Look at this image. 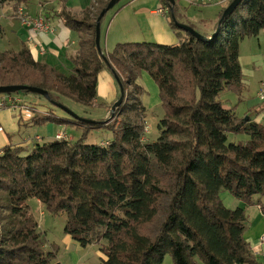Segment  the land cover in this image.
Instances as JSON below:
<instances>
[{"label": "trees", "instance_id": "obj_1", "mask_svg": "<svg viewBox=\"0 0 264 264\" xmlns=\"http://www.w3.org/2000/svg\"><path fill=\"white\" fill-rule=\"evenodd\" d=\"M9 1L17 8L32 0ZM37 1L43 5L54 0ZM58 1L62 5L48 13L78 36L72 71L35 60L23 45L0 51V85H30L48 92L50 100L39 104L41 116L29 119L33 123L105 127L112 137L100 144L85 143V136L73 142L54 138L36 142L27 153L18 144L2 148L0 264H50L54 256L44 250L29 198L51 213L63 211L64 232L80 247L98 244L104 256L97 264H163L166 254L174 264H260L244 238V207L225 206L221 193L246 204L256 202L255 196L257 203L264 199V124L249 116L238 118L219 94L244 88L239 44L264 28V0H242L212 39L217 22L211 33L188 24L206 38L202 40L170 18L178 43L119 42L109 52L102 50L110 66L95 46L96 18L109 0H93L80 13L67 8L66 0ZM173 12L180 21L177 4ZM106 68L119 77L125 91L110 122L55 114L50 101L99 103L97 77ZM142 71L158 86L164 109L159 136L152 143L142 141ZM21 92L38 97L25 91L9 95ZM230 133L249 139L229 142Z\"/></svg>", "mask_w": 264, "mask_h": 264}, {"label": "crops", "instance_id": "obj_2", "mask_svg": "<svg viewBox=\"0 0 264 264\" xmlns=\"http://www.w3.org/2000/svg\"><path fill=\"white\" fill-rule=\"evenodd\" d=\"M137 1L138 0H133V3ZM92 2L93 0H66L65 5L73 12L80 13L86 8L90 7ZM181 2L182 4H180ZM227 2L228 0H215L210 5L201 6L204 7V9L207 7L206 10L209 11V14L206 15V18H204L203 20L200 19V21L197 22L195 20L194 21L189 20L184 11L185 8H190V7L195 8V6L187 5V2L184 0H176L178 15H179L178 19L180 20L179 22L190 24L201 32L211 33L213 31V27L215 23L218 21L217 18L220 9L224 7L227 4ZM160 3L161 5L155 7L154 9H148L147 7L138 5L137 9L133 13L131 12L133 17L131 16V14H129L128 19L126 17H123L121 20L115 21L114 19L116 17L115 15L113 19L109 21L104 31L102 30L103 26L100 25V45L101 43L103 44L105 43L108 46L109 44L110 46L113 45L115 46L117 43H119L118 40H120V38H123V36H132L131 38H138L141 35L142 38L145 36V38L148 40L152 38L153 40L159 41L164 44L178 43L179 36L177 35V32L170 25L171 17L169 12L163 14L157 12V9L159 7L166 6L163 4L161 0ZM61 5H62L61 1L58 0L46 2L43 5L40 4L37 0H32L27 4L19 5L22 6L24 8V12L31 17L40 14L43 15L49 28L47 31H38V30L31 31L27 26L23 25L21 22H17L20 21L16 14V10L19 6L15 8L13 6V2L9 0L4 2L3 4H0V26L2 33V34L0 33L2 35V36L0 35V40L2 41L1 45L4 46L3 50L5 49L19 50L23 47V45H25L29 48L32 57L35 60H40L44 63H47L50 66L55 67L57 70L62 68L63 64H68L69 66L70 65L72 66L73 59L75 58L76 52L78 50V36L75 32H73L67 26H65L60 19H58L57 17H53L49 14L53 10L58 9ZM2 19L7 20L6 24H8L9 27L11 28L17 27L16 30L18 32L15 31L14 34L11 33L7 35L6 36L7 39L4 38L3 34H5L6 32L4 25H2L1 23ZM130 31L134 33H130ZM258 35L253 37H245L243 40L240 41L239 44L240 65L242 62L241 59L244 58L245 56L243 50L246 41H248L252 50L254 49L253 41L255 40L249 41L248 39L257 37L255 39H257V41L260 42ZM32 40H34V43H32ZM41 47H43L44 49L43 53H41L40 50ZM109 51L111 50L105 52H109ZM253 56H256V54H253ZM261 65L263 66L264 69V54H263V60H261ZM99 80H102L103 86L105 88L104 90L106 91L103 95L104 98L106 99V105H111L118 96V90L115 85L116 81L114 82L115 78L110 70L103 69L102 71L99 72L97 77V88H98ZM263 81L264 80L262 79L255 81L256 83H258L257 89L255 91L257 98H258L257 93L260 89V84ZM250 82L251 80L242 78L244 89H246L247 86H250ZM97 88H96V92H97ZM2 97L3 95L0 94V99ZM11 97L18 98L19 102L23 104H27L26 101L29 103L27 104L29 110H19L20 117L18 123L21 124L22 122H25V120L27 119L29 120L32 116L41 114L42 111H40L41 108L39 106L41 102L35 96L12 95ZM261 102L264 103V101ZM31 103L35 104L36 106L31 105ZM250 109L252 110H249L248 113L251 114L254 112L255 114L250 116L247 115V116H249L252 121H256L264 124V107H260V108L258 107L257 109H255L254 107H250ZM22 116L24 117L23 121L21 120ZM0 121L3 122L0 124H4V114L1 111H0ZM8 141H9V135L4 131V129H1L0 148H3L5 145H7ZM222 194H223L222 201L225 206L229 208H235L237 206L244 207L245 214L247 216V225L244 230V238L248 243V245L250 246L253 255L256 256L257 261L260 264H264V259L261 256V252L264 250V245L259 244V237L264 232V214L261 210V205H260V202L262 203V205H264V199H261L259 203H257L258 197L255 196L253 199L256 202H253L252 204H246L245 202L232 197L227 192H222ZM30 201H35L36 206L38 208L41 209L44 208V205L38 199L29 198L27 202ZM29 208H30V212L34 217L35 215L33 214L30 205ZM34 219L36 220L38 227H40L41 229L43 227L42 222L38 221L36 217H34ZM67 241H68L67 243H69L68 245L69 249L67 250V252L71 253L72 255V258L69 261L70 263L68 264H95L96 262H98V260L101 257L104 256L102 252L97 248L99 247L98 244H90L86 247H80L78 243L74 241L70 235ZM93 246L95 247L94 257L95 256L97 257L93 258L92 260H89L88 251L94 249L91 248ZM82 249L83 251L85 250L86 252H82Z\"/></svg>", "mask_w": 264, "mask_h": 264}, {"label": "rangeland", "instance_id": "obj_3", "mask_svg": "<svg viewBox=\"0 0 264 264\" xmlns=\"http://www.w3.org/2000/svg\"><path fill=\"white\" fill-rule=\"evenodd\" d=\"M180 4H182V2ZM138 5L147 7L148 9H154L155 7L161 5V3L160 0H138L135 3H133V0H119L104 15L101 22V25L103 26L102 30L103 31L105 30V27L108 25L109 21H111L115 15H116V17L114 18L115 21H119L123 17H126L128 19L129 14H131V16L133 17L132 13L137 9ZM198 7L196 6L195 8L190 7L184 9L186 16L188 17L189 20L192 21L195 20L198 22L200 21V19L203 20L204 18H206V15L209 14V11L206 10L207 7L205 9L204 7L201 8ZM6 21H7L6 19H2L1 23L5 27L6 33L3 34L4 38L7 39L6 37L7 35L11 33L14 34L15 31L16 32L18 31L16 30L17 27L15 28L9 27L8 24H6ZM130 33H134V32L130 31ZM222 36L225 37V33ZM131 37L132 36H123V38H120V40L118 41L119 42L150 41V42L161 43L159 41L153 40L152 38L148 40L145 38V36L142 38V35L139 36L138 38H131ZM255 38L248 39L249 41L255 40L253 41L254 49L252 50L250 44L248 43V41H246L243 50L245 56L244 58L241 59L242 61L241 66L243 71L242 75L244 74L242 78L251 80L250 86H247L246 89L243 88L240 92L233 91L230 89H225L219 94V99L222 102V104L226 108H232L235 115L238 118H245L247 115L250 116L255 114L254 112L251 114L248 113L249 110H252L250 109V107H254L255 109H257L258 107L259 108L264 107V103L261 102L256 97L255 94V91L258 86V83H256L255 81L260 79L264 80V69L263 66L261 65V60H263V54H264V28L260 31L258 35L260 42L257 41V39ZM32 43H34V40H32ZM1 44L2 41L0 40V51L4 49L3 48L4 46H2ZM101 47L103 52H105L108 50H112L114 45L110 46L109 44L108 46L105 43L104 44L101 43ZM43 52L41 51V53ZM253 54H256V56H253ZM62 66L63 67L59 69L61 72L69 73L72 71L71 65L69 66L68 64H63ZM105 70H109V69L106 68ZM138 83L142 87L141 100H143L142 102L146 107V114L144 116L145 129L142 136V141L146 143H152L156 141L159 136L158 122L163 116L164 109L161 104L158 86L156 85L153 78L146 71H142L140 73L138 78ZM115 85L118 90L117 83H115ZM104 89L105 88L103 86L102 80H99V84L97 88V98L99 100V103H96L95 105L85 106L81 103H78L76 101L67 98L62 99L63 102L62 104L70 108L80 117L91 120H97L99 123L102 124L110 122L112 119L110 117V110L107 109V106L109 105H106V99L103 96L104 93L106 92ZM128 90H131V88L129 87ZM18 94L20 96L26 95L25 93L22 92ZM29 95L34 96L33 94H29ZM37 96L38 97L36 98H38L41 103L46 102L44 96L43 97L39 95ZM118 96H119V90H118ZM51 108L53 109V111L57 116L68 117L69 115L57 106L56 107L51 106ZM0 111L3 112L4 114V124H0V131L1 129H4V131L9 135L8 144L21 145L24 149L23 151L24 153L30 151L36 142H43L54 139L55 134L58 131L63 132L65 135H67L70 139L69 140L70 142L76 141L80 139L82 136H85L84 142L87 144H100L105 141H109L112 137V132L105 127L85 129L84 127L69 122L63 123V122H56L53 120H45L40 123H33L28 119L20 124L18 123L20 117L19 116L20 113L18 110H12V108H3ZM39 116H41V114H39ZM21 120L22 121L24 120L23 116ZM0 123L3 122L0 121ZM248 139H249L248 135L244 133L228 134L229 142L246 143ZM221 196H223L222 193ZM28 204L30 205L31 210L35 215L34 217H36V219L42 222L43 224V227L41 229L40 227H38L37 224V230L42 234L44 250L50 251L54 254V256L50 260V264L54 262H59L60 264L70 263L69 261L71 260L72 255L71 253L67 252V250L69 249L68 246L69 243H67L69 234L64 232L66 214L63 211L57 213H51L45 207L43 209L38 208L36 206L35 201H30L28 202ZM91 248L94 249L92 250L86 249L89 250L88 251L89 260H92L93 258L97 257V256L94 257L95 247L93 246ZM97 248L99 249V247ZM82 252H86V251L85 250L83 251L82 249ZM97 263L98 262H96L95 264ZM163 264H174L169 254L165 255Z\"/></svg>", "mask_w": 264, "mask_h": 264}, {"label": "water", "instance_id": "obj_4", "mask_svg": "<svg viewBox=\"0 0 264 264\" xmlns=\"http://www.w3.org/2000/svg\"><path fill=\"white\" fill-rule=\"evenodd\" d=\"M118 1L119 0H109L107 2V4L99 12V14L96 18V22H95V46H96V49L99 52V54L102 56L104 62H106L108 66H110V64L107 62V59L104 56L102 49H101V45H100V25H101V19L103 18V16ZM241 1L242 0H231V2L224 8L219 20L217 21V26H216L215 30L212 32L211 36L208 39H212L216 35L219 34V32L221 30V23H222L223 19L227 15L231 14ZM166 2L168 3L167 6L169 8L170 17L179 28L189 32L191 35H193L194 37H196L198 39H202V40L206 39L203 35H201L199 32H197L190 25L179 22L176 20L174 12H173V7L176 4V0H166ZM113 76H114L115 81L118 85L119 96L115 100V102H113V104L110 107V117L113 116L115 109L118 108L122 104V102L125 98V91H124L123 84H122L121 80L119 79V77L116 74H114ZM18 91H25L27 93L38 94V95L44 96V98H46L47 100H50L48 92L46 90L39 88V87H36V86L21 85V84L0 85V94H9V93H14V92H18ZM50 102L52 104H54L55 106L61 108L63 111H65L67 114H69L70 116H72L73 118H75L77 120L85 121V122H96L95 120L80 117L78 114L73 112L70 108H68L67 106H65L62 103L54 102V101H50Z\"/></svg>", "mask_w": 264, "mask_h": 264}, {"label": "built area", "instance_id": "obj_5", "mask_svg": "<svg viewBox=\"0 0 264 264\" xmlns=\"http://www.w3.org/2000/svg\"><path fill=\"white\" fill-rule=\"evenodd\" d=\"M187 2V5L189 6H204V5H210L215 0H184ZM157 12L160 14L169 12L168 6L165 7H159L157 9ZM16 14L20 22L27 26L31 31H47L48 25L45 21V18L37 15L34 17L29 16L27 13L24 12V8L22 6H19L16 10ZM42 52L44 51L43 47L40 49ZM3 97L0 99V109L2 108H12V110H29L28 106L19 102L18 98L11 97L12 95L9 94H2ZM258 98L261 101H264V81L260 84V89L257 93ZM56 139L59 140H70L67 135H65L63 132H58L55 135ZM2 153V149L0 148V155ZM259 244L264 245V232L259 237ZM261 256L264 259V250L261 252Z\"/></svg>", "mask_w": 264, "mask_h": 264}]
</instances>
